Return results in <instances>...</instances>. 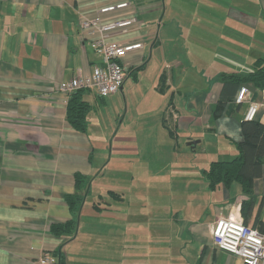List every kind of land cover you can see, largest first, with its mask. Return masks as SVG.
<instances>
[{"label":"crops","instance_id":"crops-1","mask_svg":"<svg viewBox=\"0 0 264 264\" xmlns=\"http://www.w3.org/2000/svg\"><path fill=\"white\" fill-rule=\"evenodd\" d=\"M124 1L103 18L137 21L106 40L141 49L123 59L118 93H84L89 125L76 132L55 86L99 62L97 33L81 35L78 22ZM263 57L264 0H0V264L45 253L58 264H242L214 248L211 230L250 199L238 183L210 192L202 171L237 155L249 103L264 124V89L219 80ZM240 87L249 96L237 104ZM76 173L88 193L71 211ZM253 191L243 212L264 234V159ZM69 221L71 234L51 233Z\"/></svg>","mask_w":264,"mask_h":264},{"label":"built area","instance_id":"built-area-1","mask_svg":"<svg viewBox=\"0 0 264 264\" xmlns=\"http://www.w3.org/2000/svg\"><path fill=\"white\" fill-rule=\"evenodd\" d=\"M130 2H120L98 9L92 18L81 17L78 28L81 35L88 37L97 33L92 41V48L99 57L93 71L87 75H77L68 81L58 83L55 87L59 93L70 95L78 89H94L105 97L120 91L127 78V68L123 59L128 53L141 49L142 43H115L106 40L111 35L125 33L132 29L137 19L134 17H119L113 20L104 19L106 14L125 9ZM66 96V97H67ZM249 90L240 87L236 103L247 101ZM260 105L249 103L244 115V121L256 120ZM240 204L231 205L227 215L218 216L211 230L212 244L216 250L238 257L242 264L264 263V234L244 223ZM32 264H58L56 258L45 253Z\"/></svg>","mask_w":264,"mask_h":264},{"label":"trees","instance_id":"trees-1","mask_svg":"<svg viewBox=\"0 0 264 264\" xmlns=\"http://www.w3.org/2000/svg\"><path fill=\"white\" fill-rule=\"evenodd\" d=\"M219 80L223 84H251L254 88L263 90L264 57L259 58L254 63L253 71L250 73H223L219 76ZM160 83L163 84V78H161ZM159 90L162 91L161 87ZM86 91L94 92L103 99L114 95L110 94L102 97L94 89H78L70 95H66V122L73 130L81 133H85L88 128V115L92 108L90 103L83 99ZM221 111L222 109L221 107L219 108V105L214 108V114L216 116L220 115ZM169 133L172 135L170 130ZM241 136L242 139L239 142L234 143L237 155L228 160L212 161L208 168L202 171V175L210 192H213L219 185H222L226 189H229L232 183H238L240 185L242 194L248 196L250 199V201L242 202L240 204L241 214L244 223L247 225V216L245 211L243 212V207L247 205L251 208L254 204V180L261 175L264 159V124L257 120L243 121L241 124ZM74 180L75 193L65 197V202L71 211H76L81 208L85 194L88 193L86 183L89 181L85 176L76 173L74 175ZM76 223V221H69L61 225H52L50 230L55 236L71 234L73 230L76 229ZM252 228L257 229L260 232L259 227L252 226Z\"/></svg>","mask_w":264,"mask_h":264},{"label":"rangeland","instance_id":"rangeland-1","mask_svg":"<svg viewBox=\"0 0 264 264\" xmlns=\"http://www.w3.org/2000/svg\"><path fill=\"white\" fill-rule=\"evenodd\" d=\"M128 79L131 81L130 78H128ZM114 107H116V108H114V109H117V112L114 114V119H115V120H116V118L120 119L121 117H120V115H119V110L122 108V106H120V105H115ZM118 109H119V110H118ZM121 116H122V114H121ZM115 124H116V123H115ZM108 169L111 170V168H108ZM178 193H179V191H176V192L174 193V195H175V196H178ZM173 202H174V203H177V202H178L177 198L174 199Z\"/></svg>","mask_w":264,"mask_h":264},{"label":"water","instance_id":"water-1","mask_svg":"<svg viewBox=\"0 0 264 264\" xmlns=\"http://www.w3.org/2000/svg\"><path fill=\"white\" fill-rule=\"evenodd\" d=\"M195 145H196V142H192V141L187 144V146L191 148L194 147Z\"/></svg>","mask_w":264,"mask_h":264}]
</instances>
